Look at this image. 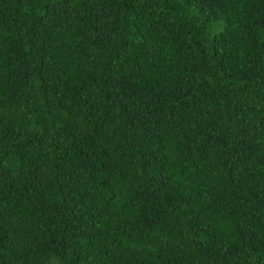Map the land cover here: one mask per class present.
I'll return each mask as SVG.
<instances>
[{
	"label": "trees",
	"instance_id": "trees-1",
	"mask_svg": "<svg viewBox=\"0 0 264 264\" xmlns=\"http://www.w3.org/2000/svg\"><path fill=\"white\" fill-rule=\"evenodd\" d=\"M0 264H264V0H0Z\"/></svg>",
	"mask_w": 264,
	"mask_h": 264
}]
</instances>
